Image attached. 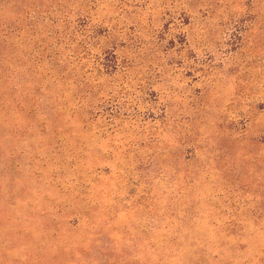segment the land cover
Instances as JSON below:
<instances>
[{
    "label": "rangeland",
    "instance_id": "obj_1",
    "mask_svg": "<svg viewBox=\"0 0 264 264\" xmlns=\"http://www.w3.org/2000/svg\"><path fill=\"white\" fill-rule=\"evenodd\" d=\"M0 264H264V0H0Z\"/></svg>",
    "mask_w": 264,
    "mask_h": 264
}]
</instances>
